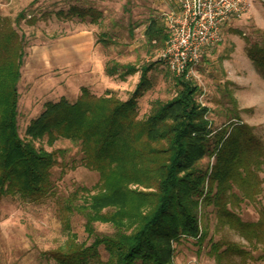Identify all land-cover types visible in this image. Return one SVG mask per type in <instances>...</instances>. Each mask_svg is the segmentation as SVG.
<instances>
[{"label":"trees","instance_id":"1","mask_svg":"<svg viewBox=\"0 0 264 264\" xmlns=\"http://www.w3.org/2000/svg\"><path fill=\"white\" fill-rule=\"evenodd\" d=\"M71 10L83 18L100 14L92 8ZM23 18L20 13L16 19ZM26 21L33 24L36 17ZM145 36L148 42L164 45L165 23L151 19ZM24 47L12 20L0 16V200L11 195L40 203L55 195L51 170L58 150L37 146L44 137L50 145L58 139L80 145L82 164L100 176L92 188L78 187L59 202V216L69 236L65 245L44 253L48 259L57 264H171L172 240L200 242L205 237L198 209L200 199L210 203L213 197L231 228L254 246L264 244V212L257 222H245L227 208V203L254 201L261 192L264 142L252 126L234 117L237 120L216 132L212 145L213 129L205 117L208 108L197 101V86L181 77L173 98L155 100L150 113L139 117L138 98L150 85L149 65L141 68L139 82L127 99L96 95L84 86L73 102L65 97L47 101L21 137L18 83ZM248 55L264 76V44H252ZM105 70L125 80L139 69L113 61ZM206 156L215 161L203 170L199 161ZM75 212L86 218L91 243L78 241L71 232ZM95 222L111 224L114 232L96 233ZM100 246L108 252L106 261ZM219 248L213 245V250ZM234 254L249 256L236 243L217 256Z\"/></svg>","mask_w":264,"mask_h":264},{"label":"rangeland","instance_id":"2","mask_svg":"<svg viewBox=\"0 0 264 264\" xmlns=\"http://www.w3.org/2000/svg\"><path fill=\"white\" fill-rule=\"evenodd\" d=\"M71 7L92 8L100 14L83 18ZM178 8L179 0H0V16L9 17L25 41L18 83L21 137H25L26 128L41 114L47 101L65 97L73 102L84 86L96 95L127 99L139 82L143 66L151 65L147 73L150 85L138 98L139 117L150 113L155 100L165 102L173 98L179 77L160 58L165 44L148 42L145 30L151 19L159 18L165 23L166 15ZM20 13L26 18L17 21ZM30 16L36 17L35 23H27ZM95 17L97 22H93ZM74 33L78 35L77 44L71 46L69 37ZM84 33H88L89 40L84 39L85 35L79 36ZM254 43L264 44L263 1L233 19L225 27L221 42L204 50L200 82L187 80L197 86V101L208 108L205 117L213 129L212 145L216 132L237 120L234 117L252 126L264 142V76L248 55V48ZM44 47H51L52 61L58 63L57 67L48 73L42 70L36 79L29 80V64L42 60L37 51ZM113 61L134 65L139 70L125 80L108 75L105 67ZM49 81L53 86L47 85ZM36 145L48 151L58 150L57 164L51 170L55 195L40 203L11 195L0 200V264H57L44 253L65 245L69 236L59 216V202L78 187L92 188L99 181V173L82 164L80 145L68 139H58L50 145L47 137L37 140ZM214 161L215 157L206 156L199 166L206 170ZM260 177L261 192L254 201L227 203V208L245 222H257L264 212V170ZM79 196V201H83L81 193ZM213 199L210 203L200 199L198 218L205 237L200 242L186 238L172 240L171 264H242L243 258L238 254L217 256L231 243L249 252L244 264H264V244L254 246L231 228ZM85 222L84 215L75 212L71 232L78 241L91 243L93 237L86 231ZM94 230L111 234L114 227L95 222ZM213 245L220 248L213 250ZM100 254L102 260L108 259L104 246H100Z\"/></svg>","mask_w":264,"mask_h":264},{"label":"built area","instance_id":"3","mask_svg":"<svg viewBox=\"0 0 264 264\" xmlns=\"http://www.w3.org/2000/svg\"><path fill=\"white\" fill-rule=\"evenodd\" d=\"M255 0H179L165 17L167 39L160 58L177 77L199 81L204 50L223 39L225 27Z\"/></svg>","mask_w":264,"mask_h":264},{"label":"crops","instance_id":"4","mask_svg":"<svg viewBox=\"0 0 264 264\" xmlns=\"http://www.w3.org/2000/svg\"><path fill=\"white\" fill-rule=\"evenodd\" d=\"M261 1L264 2V0H255L254 4L256 5V4H258V2H261ZM30 17H28V18H30ZM82 35H85V37H84L85 40H89L88 33L87 34L84 33V34H81L79 36H82ZM77 38H78V35L76 33H74L72 38L69 37V40L72 39L71 46H75L77 44V41H76ZM51 47H44L43 49L41 48L37 51L38 55L42 57V60L40 62H32L29 64L31 67L30 71H28L29 77H30L29 80L30 79L31 80L36 79V77H38L37 74L42 72V70H46L48 73V72L52 71V69L57 67L56 64H58V63L57 62L55 63L54 61H52L53 58H52V54H51L52 51L50 50ZM52 84H53V82L49 81V83L47 85L49 87H51V86H53Z\"/></svg>","mask_w":264,"mask_h":264}]
</instances>
